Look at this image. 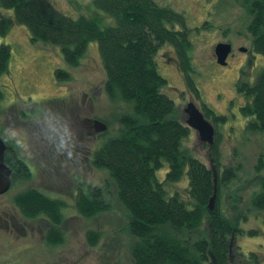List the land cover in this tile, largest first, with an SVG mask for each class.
Wrapping results in <instances>:
<instances>
[{
    "label": "trees",
    "instance_id": "16d2710c",
    "mask_svg": "<svg viewBox=\"0 0 264 264\" xmlns=\"http://www.w3.org/2000/svg\"><path fill=\"white\" fill-rule=\"evenodd\" d=\"M224 3L229 10L238 7L243 11V23L251 36L249 50L264 59V0ZM93 4L97 13L114 18L116 25L103 27L97 15L71 18L48 0H0L3 8L14 13L13 20H0V37L7 36L15 21L27 28L32 42L59 46L64 61L72 67L80 64L89 44L97 42L106 73V94L112 101L131 106L132 113L119 117L116 135L107 137L91 156L92 167L108 171L109 179L101 185L79 184L74 201L77 213L91 219L112 210L117 200L127 214V232L135 238L132 264H234L232 239L244 232L222 213L220 203L222 187L236 180L238 170L221 165L217 131L215 144L207 145L210 168L185 147L191 129L176 116V103L164 91L168 82L158 68L159 52L170 45L188 90L201 98L193 76L192 30L186 17L155 0H93ZM11 56V47L1 44L0 79L8 71ZM56 76L62 82L71 80L64 70H57ZM251 77L243 68L235 83L244 101L240 115L248 119L243 134L245 138L260 135L264 141V65L253 81ZM4 97L0 89V102ZM203 111L216 130L231 120L229 113L218 115L205 103ZM108 130L103 135L109 136ZM8 144L5 161L13 170V187L32 181L35 175L19 145ZM166 165L165 178L160 180L157 173ZM255 172L251 207L264 211V154L258 156ZM185 178L188 184L183 191H171ZM215 189V207L210 210ZM13 203L26 220L50 223L45 236L49 246L64 243L60 227L68 207L65 200L25 188L14 196ZM205 223L209 226L207 235L194 239L192 234ZM100 239L99 232H87L90 246H96ZM250 256L257 258L255 253Z\"/></svg>",
    "mask_w": 264,
    "mask_h": 264
},
{
    "label": "rangeland",
    "instance_id": "374dc122",
    "mask_svg": "<svg viewBox=\"0 0 264 264\" xmlns=\"http://www.w3.org/2000/svg\"><path fill=\"white\" fill-rule=\"evenodd\" d=\"M48 1L71 18L97 15L103 27L116 25L114 18L96 12L93 0ZM155 1L183 13L192 30L189 39L193 44V76L200 99L191 98L173 47L165 45L157 57L159 73L168 82L164 91L176 103V116L186 122L185 109L188 103L194 102L199 109L203 103L207 104L218 115L229 113L231 119L216 131L220 139L221 165L238 170L236 180L222 187L220 203L222 213L244 232L232 239V262L264 264V211L251 207L255 190L253 179L257 175L255 164L258 156L264 154V141L260 135L245 138L243 130L248 119L240 115L244 101L235 89L241 70L245 68L253 81L264 59L257 54L251 57L240 52L241 48L251 49V36L243 23V11L238 7L229 10L225 0ZM4 17L13 20L14 13L0 5V20ZM222 42L232 43L236 51V57L229 59L227 67L216 62L215 47ZM1 44L11 47L12 56L8 71L0 79V89L5 95L0 102V135L20 145L35 176L32 181L18 182L0 196V214L11 222L7 225L0 218V264H132L135 238L127 232L123 206L115 200L112 210L87 219L77 213L74 205L79 184L101 185L109 179L108 171L92 167L91 156L107 137L116 135L119 117L132 113L130 105L121 100L112 101L105 92L106 73L98 43L89 44L77 67L64 61L59 46L32 42L27 28L15 21L7 36L0 37ZM57 70L68 72L71 80L59 81ZM229 102H232L230 110L227 109ZM23 112L29 116L25 117ZM93 119L110 124L109 136L94 131ZM184 145L211 167L208 146L200 141L195 130L191 129ZM166 172L167 165L157 173L158 179L163 180ZM187 184L185 178L171 191H183ZM25 188H36L67 202L66 216L60 227L65 234L62 245L47 244L48 221H30L18 215L13 198ZM112 190L116 196L113 184ZM208 227L205 223L192 237L207 235ZM88 231L101 234L96 246L89 245ZM250 231L257 233L250 234ZM252 253L257 258L251 257Z\"/></svg>",
    "mask_w": 264,
    "mask_h": 264
},
{
    "label": "water",
    "instance_id": "95a60500",
    "mask_svg": "<svg viewBox=\"0 0 264 264\" xmlns=\"http://www.w3.org/2000/svg\"><path fill=\"white\" fill-rule=\"evenodd\" d=\"M232 45L230 43H218L215 47V55L217 64L221 66H227L228 58L232 53ZM247 48H241L240 51L246 52ZM185 113L187 114L186 124L187 126L195 130L202 143L212 147L215 144L216 129L213 123L208 120L204 113L196 106L194 102L188 103ZM95 132L103 134L108 130V125L100 120L94 122ZM7 145L4 143L0 136V196L7 194L12 189V175L13 170L6 164L5 153L7 151ZM216 189L214 196L209 203V209L213 210L215 207Z\"/></svg>",
    "mask_w": 264,
    "mask_h": 264
},
{
    "label": "flooded vegetation",
    "instance_id": "af4514ba",
    "mask_svg": "<svg viewBox=\"0 0 264 264\" xmlns=\"http://www.w3.org/2000/svg\"><path fill=\"white\" fill-rule=\"evenodd\" d=\"M231 45H232V48H233V50H232V53L230 54V56H229V58H228V64H229V59H231V58H235L236 57V51H235V47H234V45L232 44V43H230ZM240 50V49H239ZM240 52H242V51H240ZM245 54H247V55H251V57H253V53H252V51L251 50H247L246 52H244ZM217 62V61H216ZM250 63H252V59H251V61H249ZM219 66H221V65H219ZM221 67H224V66H221ZM227 67V66H226ZM239 78V77H238ZM190 95H191V98L193 97L194 98V96L190 93ZM230 104H232V102H229L228 103V106H227V109L228 110H230ZM203 113H204V111H203V107H201V109H200ZM37 113V112H36ZM23 115L25 116V117H28L29 116V114L28 113H26V112H23ZM187 115V114H186ZM32 116V115H31ZM22 120H24L25 121V119H22ZM95 120H98V119H93V120H91V127L94 129V131H95V126H94V122H95ZM88 122V121H87ZM1 136V135H0ZM2 137V136H1ZM2 139H3V137H2ZM3 141H4V143L7 145V147L9 148L10 146H9V144H8V142H10V141H12L13 143H15V144H17L14 140H12L10 137H8L6 140L5 139H3ZM19 145V144H18ZM8 148H7V150H8ZM19 150L21 151V149H20V145H19ZM22 153V152H21ZM6 154V153H5ZM12 188H13V180H12ZM17 211H19L18 209H17ZM22 219H25L24 218V216L22 215V214H20V212H19V214H18ZM0 218L2 219V222H4V223H6L7 225L9 224V223H11L8 219H6V217H3L2 216V214H0ZM1 221V220H0Z\"/></svg>",
    "mask_w": 264,
    "mask_h": 264
}]
</instances>
